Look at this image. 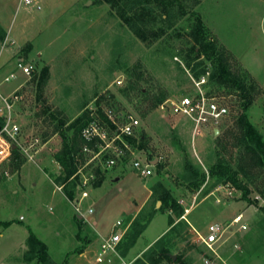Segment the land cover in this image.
<instances>
[{
	"label": "rangeland",
	"instance_id": "obj_1",
	"mask_svg": "<svg viewBox=\"0 0 264 264\" xmlns=\"http://www.w3.org/2000/svg\"><path fill=\"white\" fill-rule=\"evenodd\" d=\"M38 1L18 7V0H11L0 7V31L5 34L0 42V107L5 104L1 97H11L12 105L10 112H3L8 120L2 127L9 123L19 129L11 139L18 149V164L12 152L0 162V264H95L99 236L107 238L116 231L123 234L122 241L103 264L157 261L152 247L163 237L180 261L158 264H208L212 255L199 244L192 227L171 211L159 210L157 183L178 201L184 200L182 207L192 208L186 218L204 235L209 223H225L244 214L248 230L227 241L222 258L227 264H264V172L254 171L244 180L251 202L232 183L213 188V179L207 177L193 191L183 180L187 161L207 173L221 154L238 167L241 149L225 134L230 129L237 132L243 110L239 91L210 83V92L227 104L229 114L202 137H194L191 125L181 117L163 113L159 105L152 110L150 105L153 97L189 94L192 79L197 78L194 68L211 74L214 64L204 56L196 59L194 53L199 45L192 32L201 21L211 39L231 56V72L254 85L247 116L264 136V0H149L126 11L134 15L136 30L122 19L125 2L114 6L105 0ZM7 52L12 64L4 69L2 55ZM20 63L30 69L29 74ZM12 73L16 79L5 82ZM18 84L21 87L15 88ZM111 107L141 120L134 147L140 159L156 161L152 176L142 178L131 157L111 169L92 165L82 170L75 187L64 188L54 158L63 141L53 133L54 127L65 122V130L83 113ZM98 167L100 174L95 173ZM91 173L94 178L84 186ZM72 189L70 199L66 190ZM83 191L88 197L78 203ZM150 191L145 206L147 210L154 206L157 216L131 245L130 226L138 216L139 222L142 219V208L136 209ZM77 206L84 218L79 217ZM29 230L46 244L45 262L37 256L27 259Z\"/></svg>",
	"mask_w": 264,
	"mask_h": 264
},
{
	"label": "trees",
	"instance_id": "obj_2",
	"mask_svg": "<svg viewBox=\"0 0 264 264\" xmlns=\"http://www.w3.org/2000/svg\"><path fill=\"white\" fill-rule=\"evenodd\" d=\"M105 1L113 4L114 6L119 2H125V7L127 8V10L123 11L122 19L133 29L135 27V20L133 17L134 15H128V12L126 11H134L136 7L147 3L149 0ZM171 4L172 3H169V5ZM192 36H194L195 41L199 45V48L194 50L196 59L204 56L207 61H210L214 64V69L212 70L211 74L209 73L207 83L209 90H211L210 86L214 83H217L220 86H232L239 91L238 94L243 100V110L241 115L239 116L238 122L236 123L237 132L233 131V129H230L225 134V139L230 137L233 138L235 146L240 147L241 154L238 159V167L236 168L233 166L231 161L226 159L221 154H218L215 163L208 166L207 173L204 172L200 167H196L187 161L186 173L183 176V180L193 191L199 190L206 183L207 177L213 179V188H216L221 184L232 183L237 188L243 190V199L251 202L249 197L250 190L248 185L245 184L244 180L250 179L252 173L255 175V172H264V136L249 121L247 116V112L253 104L252 92L255 90V87L251 81L248 82L240 76L235 75L231 72L228 66L231 56L225 51L221 50V47L219 48L217 43H215V41L211 39L208 31L205 29L201 21H199V24L192 32ZM4 38V32L0 31V40L2 41L4 40ZM193 72L195 73V76H197L196 79H200L208 73H206L205 70H197V68H194ZM140 91L142 95H146L144 90ZM165 99L166 97H153L150 101L151 109L153 110L158 107V105H160ZM99 112H101V110ZM90 114L91 112L83 113L65 130H62L63 126H65L66 124L65 122H61L58 126L54 127L53 133H59L63 141L62 149L54 155L56 162L61 168V174L58 178V182L66 189H68L70 185H72V187L76 186L75 183L79 179V164L84 165L88 160L87 156L84 155L81 150L86 143L82 137V130L90 121ZM3 124L4 119L0 117V128L3 126ZM144 137L145 134L142 133L140 138L141 141L144 139ZM130 141L132 143H136L135 140L130 139ZM139 147H141V145H139ZM12 155H14V164L17 165L19 156L18 149H13ZM95 173L100 174L101 169L98 167ZM101 182L102 179L98 182V186ZM156 187L160 189L158 200L162 203L159 210L166 209L168 211H171L176 215V217L181 219L185 213L184 207L180 205L179 201L172 196L170 191L167 190L162 183H157ZM73 189L70 191L66 190L67 196L70 199L74 198ZM254 202L257 203V200H254ZM146 206L143 207L140 212L142 216L140 222L138 221V216L130 226L131 231L128 235V238L131 245L135 244L139 236L146 230L156 214L154 206L150 210H147ZM262 208L263 218L261 220V224L264 226V207ZM183 221L188 224L185 220ZM178 222L176 225H178ZM6 225H8V223H6ZM177 228L179 227L177 226ZM169 234H172V232L169 231ZM165 240L166 239L164 237L160 238L154 243V246L152 247V250L157 251V253H154L157 255V261H154V259L147 260L146 258H143L139 260L140 264H158L162 260H167L172 263L179 262L180 256H177L176 259L173 260L170 248L167 244V241ZM27 243L31 249V251L27 255V259L33 260L37 256L39 261L45 262L47 258L46 255L48 248L46 244L40 241L31 230H29V238ZM83 251L84 250H81L80 253H82Z\"/></svg>",
	"mask_w": 264,
	"mask_h": 264
},
{
	"label": "built area",
	"instance_id": "obj_3",
	"mask_svg": "<svg viewBox=\"0 0 264 264\" xmlns=\"http://www.w3.org/2000/svg\"><path fill=\"white\" fill-rule=\"evenodd\" d=\"M37 0H20L21 4L26 6L35 5ZM38 9L40 6L38 5ZM19 67L25 74H29L30 69L23 67L20 63ZM209 73L200 79L193 80L192 91L177 98H168L159 105V110L168 115L179 116L191 125L194 137L204 136L205 130L216 127L228 116L229 110L227 104L223 102L216 94H212L207 86ZM15 78L12 73L7 76L4 81L9 82ZM12 97L18 99L14 94ZM11 97H1L5 102L4 106L0 107L1 117L8 120V115L5 111H9L12 105L8 102ZM91 119L82 130V137L85 140V145L81 152L87 156L86 163L79 168L78 173L81 174L82 170L89 166L99 164L104 169H111L118 163L124 162L126 159L133 158L132 166L137 173L144 179H147L153 174V163L147 160H142L137 156L138 147H134V143L130 141H139L140 130L142 129L141 120L128 113L116 110L115 108H107L101 112L91 111ZM19 129L16 125H9L6 123L1 129L0 134V162L6 160L12 150L15 135ZM94 174H90L85 181L82 182L86 186ZM88 197V192L83 191L81 198L78 200L80 203L83 199ZM184 204V200L179 201ZM191 207V206H190ZM193 207V206H192ZM185 213L181 219L188 222L186 216L189 214L190 209L184 208ZM76 211L79 215L81 209L77 206ZM89 214L93 210L89 209ZM81 218H84L81 216ZM192 227L193 234L197 235V240L212 256L207 261L208 264L219 263L227 264L222 258V248L227 241L234 235L248 230L247 221L244 214L240 213L234 216L231 221L225 223L211 222L207 227V233L204 235L198 231L193 225L188 222ZM118 227L122 226V222L118 221ZM123 234L119 231L113 232L109 237L103 238L99 244L98 252L95 256V264H103L108 261L112 255L117 253L119 244L122 241Z\"/></svg>",
	"mask_w": 264,
	"mask_h": 264
},
{
	"label": "crops",
	"instance_id": "obj_4",
	"mask_svg": "<svg viewBox=\"0 0 264 264\" xmlns=\"http://www.w3.org/2000/svg\"><path fill=\"white\" fill-rule=\"evenodd\" d=\"M8 1H11V0H0V7H1V5L2 6H4L5 4H7L8 3ZM38 1V0H37ZM21 5V3H20V0H18V7ZM38 5L40 6V8H41V5H40V1H38ZM0 42H1V40H0ZM3 57H4V61L2 62V67H4V69H9L10 68V66H11V64L12 63H9V60L11 59V55H10V53L9 52H7L6 54H5V56H4V54L2 55ZM23 60H25V58H23ZM22 61V60H21ZM6 64H7V66H6ZM20 88L21 87V84H18L15 88ZM151 191L149 192V194L146 196V198L144 199V201L140 204V206L136 209L137 211L138 210H140L141 208H143L144 206H145V204L147 203V201H148V199L150 198V195H151ZM157 216V214H155V216H154V218L152 219V221L150 222V224L148 225V227L146 228V230L151 226V224H152V222H153V220L155 219V217ZM118 222V221H117ZM94 225H96L97 223L96 222H94L93 223ZM168 229V228H167ZM167 229L166 230H164L154 241H156L160 236H162L166 231H167ZM145 230V231H146ZM99 237H101V240L103 239V237L102 236H99ZM153 241V242H154ZM101 242V241H100Z\"/></svg>",
	"mask_w": 264,
	"mask_h": 264
},
{
	"label": "water",
	"instance_id": "obj_5",
	"mask_svg": "<svg viewBox=\"0 0 264 264\" xmlns=\"http://www.w3.org/2000/svg\"><path fill=\"white\" fill-rule=\"evenodd\" d=\"M15 148L16 147L14 146L13 149H15ZM152 165L155 166L156 165V161H154ZM172 258H173V260H175L176 259V256H172Z\"/></svg>",
	"mask_w": 264,
	"mask_h": 264
}]
</instances>
